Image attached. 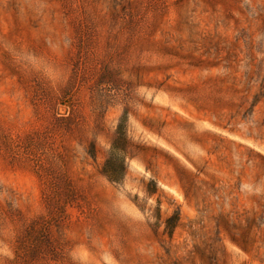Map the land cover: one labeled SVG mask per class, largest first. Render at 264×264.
Wrapping results in <instances>:
<instances>
[{
	"label": "rangeland",
	"instance_id": "1",
	"mask_svg": "<svg viewBox=\"0 0 264 264\" xmlns=\"http://www.w3.org/2000/svg\"><path fill=\"white\" fill-rule=\"evenodd\" d=\"M0 264H264V0H0Z\"/></svg>",
	"mask_w": 264,
	"mask_h": 264
},
{
	"label": "trees",
	"instance_id": "2",
	"mask_svg": "<svg viewBox=\"0 0 264 264\" xmlns=\"http://www.w3.org/2000/svg\"><path fill=\"white\" fill-rule=\"evenodd\" d=\"M107 164H108V165H109V164L111 165V160H107L106 165H107ZM108 174H109V173H108Z\"/></svg>",
	"mask_w": 264,
	"mask_h": 264
}]
</instances>
